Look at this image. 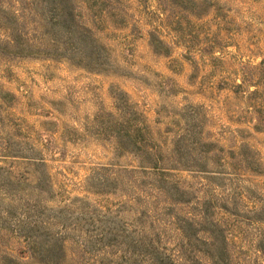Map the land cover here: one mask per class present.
Instances as JSON below:
<instances>
[{"label": "rangeland", "instance_id": "374dc122", "mask_svg": "<svg viewBox=\"0 0 264 264\" xmlns=\"http://www.w3.org/2000/svg\"><path fill=\"white\" fill-rule=\"evenodd\" d=\"M71 3L106 48L108 65L92 71L0 54V93L8 94L0 166L24 181L29 204L46 219L64 208L86 219L83 234L108 215L178 250L180 219L200 220L205 211L236 264H264V0ZM14 10L47 8L44 0H0V17ZM180 139L189 144L185 159L176 152ZM157 159L187 203L170 199L164 178L143 169ZM72 242L69 264L101 262ZM24 252L21 238L0 232V261L24 260Z\"/></svg>", "mask_w": 264, "mask_h": 264}, {"label": "trees", "instance_id": "16d2710c", "mask_svg": "<svg viewBox=\"0 0 264 264\" xmlns=\"http://www.w3.org/2000/svg\"><path fill=\"white\" fill-rule=\"evenodd\" d=\"M44 2L47 10L2 12L0 23L5 34L0 38V54L68 60L92 71L107 67L106 48L94 36L93 30L82 23L71 0ZM7 96L0 93V105ZM199 145L201 148L211 146L206 143ZM188 149L189 144L185 143V139L178 140L176 152L180 157L187 158ZM4 153H11L8 147L4 148ZM148 161H152L151 158ZM160 165L157 159L155 164L143 169L154 170L164 178L160 187L170 199L178 204L187 203L186 192L166 180ZM187 165L184 164V168L189 169ZM198 165L199 172L217 173L209 171L206 164ZM23 182L13 178L10 172L0 166V232L6 230L15 234L23 240L26 249L24 260L4 255L1 264H69L68 248L71 240L83 255L95 262L101 261L99 264H104V261L106 264H204V260L209 264H236L228 251L227 237L222 227L212 221L205 211L200 220L180 219L183 241L178 250H172L157 238H149L144 231L135 235L129 225L120 224L108 215L100 214L98 219H93L94 231L89 235L81 233L86 219L76 218L66 208L50 210L51 213L55 212L56 217L52 221L48 220L38 205L29 204L31 201L26 198L28 194L22 187ZM37 185L36 188L42 191L45 183ZM6 201L10 203L6 204ZM55 226L60 232L53 233ZM70 233L79 236L72 237ZM258 247L264 255V235ZM100 252L105 253L100 255Z\"/></svg>", "mask_w": 264, "mask_h": 264}]
</instances>
